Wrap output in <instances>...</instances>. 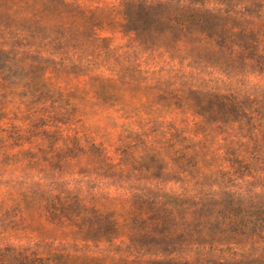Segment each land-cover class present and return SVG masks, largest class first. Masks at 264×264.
<instances>
[{"label": "trees", "instance_id": "obj_1", "mask_svg": "<svg viewBox=\"0 0 264 264\" xmlns=\"http://www.w3.org/2000/svg\"><path fill=\"white\" fill-rule=\"evenodd\" d=\"M84 1L0 0V75L17 64L26 72L23 56L46 53L54 42L79 59H99V42L109 39L98 30L107 24L173 59L186 54L198 68L211 63L229 79L264 82V0ZM169 94L162 95V106L192 111L200 119L197 133L210 129L218 143L209 142L210 134L189 143L177 132L165 146L129 136L117 164L92 145V161L112 172L105 178L134 158L140 142L149 157L142 169L157 184L131 193L129 209L119 215L69 189L18 183L15 194H0V225L14 224L22 211L42 212L70 228L74 239L43 250L0 248V264H264V192L253 190L264 184V99L200 89ZM63 142L69 151L83 149L76 136Z\"/></svg>", "mask_w": 264, "mask_h": 264}, {"label": "rangeland", "instance_id": "obj_2", "mask_svg": "<svg viewBox=\"0 0 264 264\" xmlns=\"http://www.w3.org/2000/svg\"><path fill=\"white\" fill-rule=\"evenodd\" d=\"M117 21H122L120 15ZM98 32L109 39L99 42V59H79L68 46L54 42L46 53L32 50L23 56L26 72L17 70V64L12 72L0 75V194H15L18 183L57 193L69 189L89 204L119 215L129 209L131 193L157 184L142 169L149 157L140 142L134 158L116 169V176L105 178L112 172L92 161V145L105 148L117 164L129 136L142 135L149 144L156 141L165 146L177 132L189 143L203 141L210 134L209 142L218 143L210 129L197 133L200 119L192 111L162 106V95L172 91L183 95L191 89L217 90L234 92L243 99H264V82L256 78L250 82L229 79L219 72L220 65L198 68L197 59L186 54L173 59L164 50L140 45L120 25L104 24ZM74 136L82 150L65 148L63 141ZM175 148H180L179 143ZM161 151L168 161L169 153L164 148ZM253 190L264 192V184ZM15 220L0 225V248L43 250L46 244L73 242L70 228L49 221L42 212L22 211ZM91 252L105 254L102 248L92 247Z\"/></svg>", "mask_w": 264, "mask_h": 264}]
</instances>
